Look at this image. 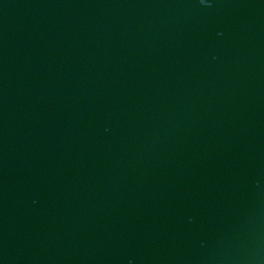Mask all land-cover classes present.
Instances as JSON below:
<instances>
[{
  "label": "water",
  "instance_id": "1",
  "mask_svg": "<svg viewBox=\"0 0 264 264\" xmlns=\"http://www.w3.org/2000/svg\"><path fill=\"white\" fill-rule=\"evenodd\" d=\"M0 264H264V0H0Z\"/></svg>",
  "mask_w": 264,
  "mask_h": 264
}]
</instances>
